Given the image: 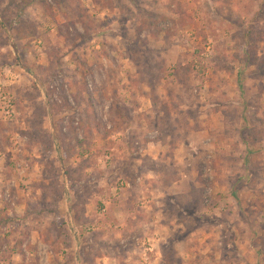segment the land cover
Here are the masks:
<instances>
[{
    "label": "rangeland",
    "instance_id": "rangeland-1",
    "mask_svg": "<svg viewBox=\"0 0 264 264\" xmlns=\"http://www.w3.org/2000/svg\"><path fill=\"white\" fill-rule=\"evenodd\" d=\"M0 264H264V0H0Z\"/></svg>",
    "mask_w": 264,
    "mask_h": 264
}]
</instances>
